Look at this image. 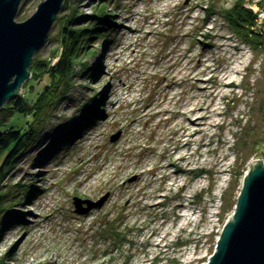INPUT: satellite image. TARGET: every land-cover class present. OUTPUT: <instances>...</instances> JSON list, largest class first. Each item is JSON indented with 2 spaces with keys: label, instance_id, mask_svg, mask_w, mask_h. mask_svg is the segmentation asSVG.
<instances>
[{
  "label": "rangeland",
  "instance_id": "obj_1",
  "mask_svg": "<svg viewBox=\"0 0 264 264\" xmlns=\"http://www.w3.org/2000/svg\"><path fill=\"white\" fill-rule=\"evenodd\" d=\"M234 1L254 40L223 16ZM95 23L50 104L32 117L55 80L32 67L24 113L0 108L4 130L31 122L0 170V264H202L264 161V0H67L33 57L52 64L63 26ZM75 195L105 199L78 213Z\"/></svg>",
  "mask_w": 264,
  "mask_h": 264
},
{
  "label": "water",
  "instance_id": "obj_2",
  "mask_svg": "<svg viewBox=\"0 0 264 264\" xmlns=\"http://www.w3.org/2000/svg\"><path fill=\"white\" fill-rule=\"evenodd\" d=\"M64 1L40 0L33 13L21 21L15 18L21 0H0V108L20 94L31 75L34 52L44 42ZM261 147L264 152V143ZM252 158L243 173L234 209L202 264H264V161L260 156ZM72 198L78 213L100 207L105 199Z\"/></svg>",
  "mask_w": 264,
  "mask_h": 264
},
{
  "label": "trees",
  "instance_id": "obj_3",
  "mask_svg": "<svg viewBox=\"0 0 264 264\" xmlns=\"http://www.w3.org/2000/svg\"><path fill=\"white\" fill-rule=\"evenodd\" d=\"M67 0H65L66 2ZM100 10H103L100 9ZM223 16L230 22V24L234 28H238V31L242 33V35H247L249 40L251 38H257V35H260L256 28L252 27L256 22L257 14L255 11H252L250 7L242 5V1H234L232 5H230L227 9L223 11ZM96 23L101 22V16L96 14L95 17ZM98 20V21H97ZM96 23L91 27H81V28H62L61 35V51L58 54V57L52 64L43 63L39 64L38 61H42L41 59L33 60L29 66L30 68H34L35 71L37 69L47 71L49 73V79L52 80L49 85H44L45 87L40 91L37 97V102L35 103V107L30 111L32 113V117L37 115V111L43 106V103L50 104L53 99H55L54 89L52 87L56 86L61 79H67V77L72 73L74 66L78 60V43L77 40L82 38L81 32L85 29L89 30V32H93L96 28H99V25ZM78 35L81 37L78 38ZM32 71V69H30ZM52 86V87H51ZM55 94V95H54ZM24 95H15L10 100L8 107L12 108V111L16 110L19 114L24 113L25 99ZM46 101V102H45ZM48 106V105H47ZM47 106L43 107L46 108ZM42 108V109H43ZM41 109V110H42ZM36 111V113H35ZM3 123L0 122V149L7 150L8 155L3 159L2 163L0 162V170L3 169V164H6L9 160L10 153L14 152L17 149V144H22V140L24 137L28 136L30 133L29 126L31 122L28 124V128L20 129L21 126L17 122H9V128L4 130ZM12 156V155H11ZM203 169L199 170L201 172ZM2 172H0V175ZM119 240H122L120 231L118 232Z\"/></svg>",
  "mask_w": 264,
  "mask_h": 264
}]
</instances>
